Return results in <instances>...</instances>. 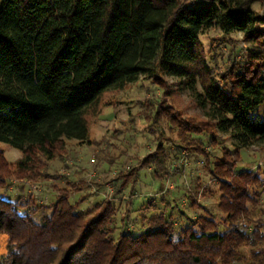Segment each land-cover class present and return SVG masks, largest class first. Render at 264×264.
<instances>
[{"label": "trees", "instance_id": "trees-1", "mask_svg": "<svg viewBox=\"0 0 264 264\" xmlns=\"http://www.w3.org/2000/svg\"><path fill=\"white\" fill-rule=\"evenodd\" d=\"M256 2L264 4L0 0V143L23 156L12 165L0 151V189L12 177L30 182L50 178L42 171L68 155L67 140L99 146L89 139L90 118L108 105L106 95L141 77L155 78L168 94L163 79L156 76L162 71L183 79L206 111V121L196 122L160 103L154 104L153 116L142 117L149 127L163 119L175 132L177 142L167 140L176 152L174 162L204 156L216 189L191 190L186 196L194 209L201 208L198 198L217 195V209L224 216L221 222L211 214L199 216L177 229L180 218L168 213L174 206L168 201L174 196L168 183L166 191L160 190L163 199L146 206L152 215L145 216V208L138 210L136 204L141 203L133 197L141 169L151 171L159 182L176 177L178 188L187 192L183 168L167 167L165 148L158 146L138 162L139 168L118 172L110 197L97 194L99 198L84 209L85 198L74 197L86 184L83 179L65 178L63 188L53 185L57 196L49 206L21 211L20 199L1 198L0 233L7 235L8 244L0 264H231L243 247L264 246V222L255 220L258 213L264 214V171L262 166L257 171L237 170L242 149L264 148V16L252 10ZM212 29L244 35V65L235 59L223 74L212 70L201 42ZM220 134L231 137L233 149L223 148L214 158L203 148L202 137L214 146ZM104 161L110 172L114 159ZM140 211L141 228L135 220ZM251 224L256 225L250 229ZM262 255L257 248L252 252L254 259Z\"/></svg>", "mask_w": 264, "mask_h": 264}, {"label": "rangeland", "instance_id": "rangeland-1", "mask_svg": "<svg viewBox=\"0 0 264 264\" xmlns=\"http://www.w3.org/2000/svg\"><path fill=\"white\" fill-rule=\"evenodd\" d=\"M252 10L260 16H264V4L262 2L254 3ZM243 38L242 33L225 35L214 29L207 31L201 37L208 64L216 74L225 73L233 65L235 59L236 62L243 65L246 63L248 46ZM156 76L163 79L168 94L163 88L156 85L155 78L141 77L137 82L128 85L123 90L106 95L104 100L108 105L97 115L90 118L92 124L89 139L99 142V146H96V144L81 145L77 141L67 140L65 146L68 155L63 159H55L49 164L46 172L45 170L42 171V175L46 173L51 176L50 178L30 182L12 177L8 180V186L5 189H0V199L11 201L20 199L19 202L23 206L21 211L34 206L36 208L39 205L49 206L56 200L57 196L56 192L53 191V185L63 188L65 178L83 179L87 185H83L81 191L74 197L75 199L85 198L82 207L79 206L84 209L91 206L99 198L97 194H100L99 196H111L114 191L113 180L117 177L118 172L122 170L127 173L134 167L139 168V163L145 156L155 153L158 146H164L167 167L172 164V167L183 168L182 173L187 192L180 189V187L178 188L180 182L178 178L169 177L163 182H159L153 179L151 171L141 169L139 170V182L136 187L137 192L133 197V202L135 200V202L140 201V205L143 204L140 206L135 203L138 210L145 208L142 213L147 217L152 215L154 211L151 208L146 209V206L149 202L158 204L164 195L160 194V190L166 191L169 184L168 188H172L174 196L168 201L174 206L168 213L173 212L175 217L180 218L176 221L177 229L186 228L199 216L207 214H211L216 221L221 222L224 216L217 209V195L208 194L205 197L198 198L201 208L194 209L190 207V200L186 196L191 190L201 192L203 188L216 189L210 182L204 156L196 154L191 159L174 162L176 152L172 144H167V140L176 141L175 132L169 129L167 121L163 119H159L160 121L158 120L152 127H149L150 123L144 120V117L148 114L153 116L154 104L158 103L164 107L171 106L179 110L181 114L186 115V117H192L196 122L206 121V111L197 104L196 98L185 85L183 79L167 76L162 71H159ZM200 91L201 89L198 86L197 92ZM132 120L135 121L134 124L131 123ZM205 140L206 138L202 137L203 148L205 151L212 153L214 158L222 155L223 148L233 149L231 137L224 134L219 135L214 146L207 144ZM0 151L12 165H16L23 158L21 151L9 144L0 143ZM183 154L186 153L183 152ZM240 155L241 162L237 168L238 171H257L259 166H262L261 171H264L263 147L255 145L249 149H242ZM111 158L114 159V166L111 167L109 172L104 160L107 161ZM172 170L170 169V171ZM261 192L260 206L264 209V186ZM175 204H179V207L176 208ZM114 205L121 213L123 208L120 201H114ZM139 213L141 211L136 214L137 216L134 215L136 216V223L139 224L138 226L141 225V214ZM255 218V220L261 219L264 222V214L258 213ZM255 220H253V223ZM255 225L251 224L250 229ZM137 233H139V229L135 230V234ZM7 244V235L0 233V259L7 253ZM256 248L261 250L263 255L254 259L252 258V252L256 251ZM256 248L243 247L239 250L238 259H234L231 264H264V246Z\"/></svg>", "mask_w": 264, "mask_h": 264}]
</instances>
